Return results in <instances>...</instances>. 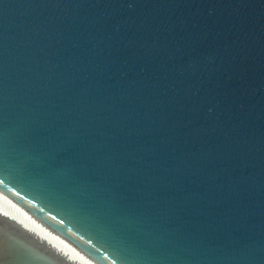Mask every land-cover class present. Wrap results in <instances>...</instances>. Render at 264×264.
<instances>
[{
  "label": "water",
  "instance_id": "obj_1",
  "mask_svg": "<svg viewBox=\"0 0 264 264\" xmlns=\"http://www.w3.org/2000/svg\"><path fill=\"white\" fill-rule=\"evenodd\" d=\"M0 196L104 264H264V0H0ZM0 264H82L0 213Z\"/></svg>",
  "mask_w": 264,
  "mask_h": 264
},
{
  "label": "bare ground",
  "instance_id": "obj_2",
  "mask_svg": "<svg viewBox=\"0 0 264 264\" xmlns=\"http://www.w3.org/2000/svg\"><path fill=\"white\" fill-rule=\"evenodd\" d=\"M0 213L19 221L25 228L70 254L82 264H104L52 227L2 196H0Z\"/></svg>",
  "mask_w": 264,
  "mask_h": 264
}]
</instances>
